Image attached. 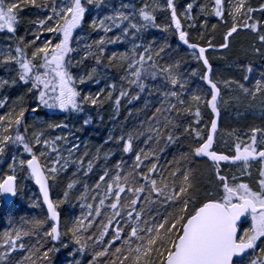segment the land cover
Returning a JSON list of instances; mask_svg holds the SVG:
<instances>
[{
    "label": "snow or ice",
    "instance_id": "6c2138e0",
    "mask_svg": "<svg viewBox=\"0 0 264 264\" xmlns=\"http://www.w3.org/2000/svg\"><path fill=\"white\" fill-rule=\"evenodd\" d=\"M102 8L110 11L101 16ZM29 9L37 13L30 38L18 35L21 14ZM152 30L165 38H147ZM241 31L253 34L259 46L254 43L252 51L264 56V4L128 0L112 7L106 0H0V69L7 73L0 76V164H7L0 197H17L22 181L31 180L42 203L30 206H46L43 218L3 231L0 264H53L69 243L73 256H90L88 264H264V127L233 130L227 133L232 142L225 140L228 151L216 148L221 103L228 104L222 87L231 91L235 85L264 106V71L254 77L252 64L242 66L251 86L214 78L209 53L230 49ZM112 45L126 50L109 54ZM190 62L197 67L186 68ZM113 68L119 84L104 81L106 96L81 87L100 84L101 69ZM194 79L202 81L195 89ZM114 93L117 111L122 100L157 98L154 105L145 103L151 113L139 127L105 141L118 146L117 161L111 149L90 151L74 140L66 122L76 115L87 127L88 109L102 107ZM184 136L191 138L190 150L162 162ZM197 159L210 162L206 184L194 173ZM70 168L63 199H53V187ZM78 185L81 214L62 223L60 208Z\"/></svg>",
    "mask_w": 264,
    "mask_h": 264
},
{
    "label": "trees",
    "instance_id": "16d2710c",
    "mask_svg": "<svg viewBox=\"0 0 264 264\" xmlns=\"http://www.w3.org/2000/svg\"><path fill=\"white\" fill-rule=\"evenodd\" d=\"M159 2L161 4L165 3V0H159ZM178 4H183L185 3V0H177ZM100 11H106V8H102ZM22 15V19L21 22L18 26V35L20 36H27L30 33V30L32 28V23L31 21L36 18L37 13L36 10L34 9H29V10H25L24 13L21 14ZM164 15H166V13H160V16L163 17ZM210 23H215V19L212 17L208 18ZM224 34V28L223 26H218L217 31L215 33L216 35V40L214 41V43H219L222 40ZM94 36L96 34H93ZM147 38L151 39V38H155L157 40H162L165 38L164 34L157 31V30H152L149 33L146 34ZM169 40H172L173 43H176V40L174 37L172 36H167L166 37ZM250 42H245V40H235V47L233 46V48H231V50L229 51V54L226 53L227 57L230 58H234V56L236 57L235 54H243V52H245V54L249 55L250 52ZM126 50V46L125 45H112L110 46V50H109V54L111 51H115V52H123ZM222 50H218L216 52H210L209 53V60L210 63L213 66V73H214V78L218 79V80H233V74L231 71L229 70H220L217 69V67L222 64V62H219L220 57H219V53ZM241 51V53H239ZM252 52V51H251ZM223 53V51H222ZM233 54V55H231ZM233 56V57H232ZM240 56V55H239ZM197 67L196 64L194 63H189L188 65H186V68H194ZM0 72L5 73V71L3 69H0ZM101 75L107 77V82H116L117 84H119V72L116 69H110L108 72H104L103 69H101ZM92 84L94 83H90V86H87L88 89H91ZM198 84H202V81H198V80H193V83L191 85V87L193 89H195L197 87ZM235 85H233L234 87ZM88 89H84L86 92ZM107 90H109L107 88ZM14 90L12 93H10L11 96H14L15 94ZM228 92L231 93L232 90L230 91L227 88H223L222 87V91H221V96L223 99H227L228 98ZM118 93H114L113 99L112 100H108L105 99L104 103L102 105V107L99 108H89L88 109V114H90L91 119H92V123L89 124L87 127H83L82 126V119L83 117H78L76 115H73L71 118H68L66 122H68L69 124L73 125V131L74 130H81L83 131V133L85 132L86 134H90V144H92V147H101L102 151H108L109 148H114L111 147L110 145H114L115 143H108L106 144L105 141H107L109 139V137H118L121 133H127L129 131H133L135 128L139 127V125L141 124L142 121L145 120L146 116L150 115L151 113V107H149L148 109H145V103L148 102L149 105H154L156 103V97L155 96H147V94L142 95L141 99L139 101H134L133 103L129 104L126 102V100H122L119 110H116V106L114 104V99H115V95H117ZM41 115H45L44 112L41 113ZM51 115V114H49ZM208 117V112L205 111V121L207 120ZM57 119L59 120H64L65 119V114H57ZM222 113L220 114L219 120H218V128H219V132L218 134L221 132V128H220V124L222 123ZM220 123V124H219ZM264 121L263 123H258L256 125V127H263ZM243 125V124H242ZM238 129V130H236ZM236 129H232L236 130L239 133H244L247 132L248 130L243 129L241 127H236ZM84 133V134H85ZM85 134V135H86ZM218 136V135H217ZM233 139V138H232ZM231 139V142H232ZM190 145H191V138L184 136L181 138L180 142H178L177 144L170 146L164 156H163V160H171L174 156L175 157H179V155L183 152H187L190 150ZM90 149V148H89ZM114 152V155L112 156V161H117L120 159L122 153L120 151L116 152L114 149H111ZM125 159H130V157H125ZM111 163V161H110ZM193 169H194V173L196 175V177L201 181L202 178L199 173V170H202L203 168L206 167H210V162L205 160H199L197 159L193 165H192ZM7 168V164H0V173H3L6 171ZM99 169H97L96 171H98ZM73 169H69L68 172L72 173ZM96 171H94V173L92 174L91 178L89 179V183L92 182V180L95 179L96 177ZM67 172V173H68ZM66 173L63 174V176H65ZM62 176V177H63ZM70 181V179L65 176L63 178V180L59 181L52 189L51 191V196L53 199H59V193L64 192L66 190V184ZM29 182L31 183V180H29ZM202 182V181H201ZM78 187H80L79 185L77 186V188L74 190L73 196L66 202L64 203L61 208H60V213H61V220L62 223H64V218H65V212L67 209H72V210H76L77 206L79 204V202H77V200L75 199V194L76 191L78 189ZM32 190L36 191V187L33 184L32 181ZM38 191V190H37ZM40 200V199H39ZM35 211L34 208H31L29 203L27 202L26 198L24 197L23 192L18 195L14 201V203H12L10 206H6L2 200L0 199V230L2 228H6L9 225V221H14V222H18L20 220V218L23 217V219H31V218H43L45 211L43 209V207L39 208L38 211V216L33 215V212ZM33 215V216H32ZM33 242L35 238H32ZM27 242V239H26ZM75 251V246L72 245L71 243H69V247L67 249H61L60 252L56 253L55 256L53 257V264L54 263H61V264H65L69 261H72L73 258L76 257H80L82 258L83 261H89L90 256L88 254H85L83 256H81L80 254H76L75 256L72 255V253Z\"/></svg>",
    "mask_w": 264,
    "mask_h": 264
},
{
    "label": "rangeland",
    "instance_id": "374dc122",
    "mask_svg": "<svg viewBox=\"0 0 264 264\" xmlns=\"http://www.w3.org/2000/svg\"><path fill=\"white\" fill-rule=\"evenodd\" d=\"M106 2L109 3L112 7H119V5L122 2L126 3L128 2V0H106ZM250 3L254 7H259L260 4H264V0H250ZM109 11L110 9L106 8V11H103V12L100 11L99 14L102 16ZM93 15H95V12H93ZM256 15L257 17H259V13H257ZM28 38H30V33L28 35ZM238 39L245 40L246 43L250 42L249 43L250 44L249 55L243 52V54H238V53L235 54L236 57L234 56V58L227 57L226 53L229 54V51L231 50V48H233V46L235 47L234 45L235 40H238ZM254 43L257 44V46H259L253 34L248 33L246 31H241L239 35H237L235 39L232 40L230 49L222 50L223 53L222 51L221 52L219 51L220 52L218 54L220 57L219 62H222V64L220 65V67L218 66L217 69L229 70L233 74V77H232L233 80L240 81L242 83H246L248 86H251L252 81L246 82L243 80V76L245 72L243 71L242 66L247 65V64H252L254 68V72H253L254 77H258L259 73L264 71V56H258L253 53L252 45ZM239 53H241V51ZM4 75H7V73L0 72V76H4ZM107 79H108L107 77L101 75L102 82L100 84L94 83L91 86L92 88L88 89L87 86H90L89 84L91 83L89 82L85 85H82L81 87L83 89H88L87 92H92V93H96L97 91L102 89L104 91V96H106L107 91L109 90H107V85L104 81H107ZM19 91L20 90L17 89L15 91L14 96L17 95ZM227 96L228 98L223 99V100L228 101V104L225 105L224 103H221V113H222L223 118H222V123L221 124L219 123L221 132L218 134L217 140H216L217 151H223V152L228 151V144L231 143V139L233 137L228 136L227 133L232 132V129H236V127H241L243 129L249 130L252 127H256L258 123H263L264 121V106H262L260 103L261 98L258 97L256 101H251L249 98L243 97L239 89L236 88L235 86L233 87V90L231 93L228 92ZM41 116H44V115H41ZM263 127H264V124H263ZM73 132H74V136H73L74 140H78L79 142L82 143V145L87 144L90 148V151H95L97 147H92V144H90V140H89L90 134H86L84 132L86 134L85 135L83 131L81 130H74ZM240 134H243V133H240ZM225 140H227L228 144L225 143ZM110 146L114 148H109V149H114L116 152L119 151L118 146L116 144L114 145L112 144ZM225 172H228V170L225 169ZM199 173L200 175H202L201 176L202 183L206 184L209 178L212 176V168L211 167L203 168L202 170H199ZM71 174H72L71 172H68L66 173L65 176L71 179L72 178ZM228 174H231V173H228ZM65 176H63L61 180H63ZM22 183L24 185L23 194L27 202L29 203V205L32 201L39 200L37 189L36 191L32 190V181L30 183L29 180H23ZM80 187H78L76 193L79 192ZM59 199H63V192L59 193ZM34 209L35 211L33 212V215L35 217L39 215L37 211L39 208H34ZM81 211L82 210L79 207V204L76 210L67 209L65 212L64 223H67L72 218L79 216L81 214ZM22 223H23V217L20 218L18 222L12 221L11 223H9L8 227L2 228L0 230V235H2L4 230H10L12 227H20ZM74 259H79L81 261V264H88L87 261H83L82 258L80 257L73 258V260ZM73 260L65 264H72ZM54 264H61V263H54Z\"/></svg>",
    "mask_w": 264,
    "mask_h": 264
},
{
    "label": "water",
    "instance_id": "95a60500",
    "mask_svg": "<svg viewBox=\"0 0 264 264\" xmlns=\"http://www.w3.org/2000/svg\"><path fill=\"white\" fill-rule=\"evenodd\" d=\"M34 184V182H33ZM34 186L36 187V189L38 190V186H36L34 184ZM38 196H39V199L42 203V197H40V194H39V190H38ZM0 199L2 200V202L6 205V206H10L12 203H14L16 197L14 198H11V197H0ZM44 211L46 212V206L43 207Z\"/></svg>",
    "mask_w": 264,
    "mask_h": 264
}]
</instances>
